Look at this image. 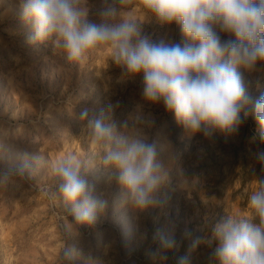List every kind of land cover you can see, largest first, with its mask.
<instances>
[{
    "label": "rangeland",
    "instance_id": "obj_1",
    "mask_svg": "<svg viewBox=\"0 0 264 264\" xmlns=\"http://www.w3.org/2000/svg\"><path fill=\"white\" fill-rule=\"evenodd\" d=\"M144 28L155 38L181 40L174 25L144 20ZM30 34L18 0H0V168L18 163L25 153L32 165L27 179L0 188V264H64V245L78 250L73 264H161L150 255L157 248V230L174 233L178 243L163 264H177L182 256L190 264H215L210 250H193L184 233L205 236L219 217L249 211L250 181L260 175L254 153L264 147L250 142L254 119L249 117L234 137H188L162 105L142 100L140 79L121 80L120 69L105 54L80 67L70 65L50 43H28ZM239 71L254 97L264 92V69ZM117 101L118 123L143 106L145 120L153 123L135 127L157 143L169 166L161 204L143 213L125 205L118 185L106 181L100 151L79 117L84 108L99 112ZM135 127L129 121L127 130ZM67 156L81 163L108 200L97 224L77 229L72 238L64 233L73 222L52 174L53 165Z\"/></svg>",
    "mask_w": 264,
    "mask_h": 264
},
{
    "label": "clouds",
    "instance_id": "obj_2",
    "mask_svg": "<svg viewBox=\"0 0 264 264\" xmlns=\"http://www.w3.org/2000/svg\"><path fill=\"white\" fill-rule=\"evenodd\" d=\"M21 22L31 28L27 42L50 43L70 65L83 66L103 53L120 69L121 80L140 79L142 100L162 105L188 137L236 136L251 117L250 142L264 146V92L254 97L239 69L249 74L264 69V0H18ZM143 14L142 20L135 10ZM144 20L175 26L179 42L155 38ZM224 34L227 38H222ZM119 102L99 112L84 108L80 119L100 151L108 183L115 182L121 201L143 213L161 204L159 193L169 179V166L156 142L135 127L146 121L137 105L118 123ZM132 122L134 131H128ZM260 175L250 181L246 214L216 219L205 236L193 237L191 248L210 250L215 264H264V147L254 153ZM27 153L18 163L0 168V188L28 178ZM56 194L73 223L64 226L67 238L81 227L92 228L105 213L108 200L87 178L74 156L52 167ZM157 248L150 253L163 264L178 248L174 233L157 230ZM78 250L63 247L64 264H73ZM177 264H190L187 256Z\"/></svg>",
    "mask_w": 264,
    "mask_h": 264
}]
</instances>
